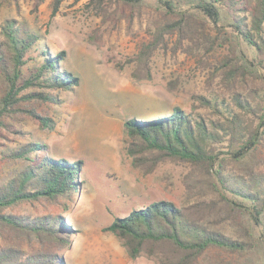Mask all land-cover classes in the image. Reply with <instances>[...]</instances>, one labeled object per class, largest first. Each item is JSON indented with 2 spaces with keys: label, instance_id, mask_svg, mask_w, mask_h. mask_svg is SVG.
Instances as JSON below:
<instances>
[{
  "label": "trees",
  "instance_id": "obj_1",
  "mask_svg": "<svg viewBox=\"0 0 264 264\" xmlns=\"http://www.w3.org/2000/svg\"><path fill=\"white\" fill-rule=\"evenodd\" d=\"M62 1L55 0L53 16ZM93 3L103 14L109 13L111 4L126 7L131 21L145 13L157 14L149 23L151 39L141 43L128 62L137 82L152 79L153 57L160 50H169L174 37V47L170 48L175 53L188 48L199 53L207 50L206 43L198 46L200 41L192 26L196 13L225 34L230 29L233 44L229 54H233L232 62L237 67L252 74L259 72L258 66L264 68V0ZM41 41L38 32L16 19L0 23V75L4 82L0 131L10 130L4 119L14 116L28 117L41 130L53 131L56 121L50 115L52 105L60 103L61 93L80 85L79 78L61 66L66 52L52 55L41 47ZM248 58L258 62L257 67ZM195 99L198 105L191 106L190 112L174 107L161 116L127 121L124 154L132 169L144 176L168 163L182 166L183 185L198 201L187 207L173 201H153L117 217L105 230L119 239L133 259L145 256L158 264H222L211 261V255L217 254L230 256L227 264H261L257 248L264 251V169L258 161L264 149V90L238 92L230 99L218 94ZM203 108L216 118L199 111ZM47 152L45 144L31 141L6 154L19 170L0 184V228L44 249L28 253L14 247L1 248L0 264H66L63 253L74 232L64 216L81 190L83 162L56 159ZM231 162L240 168L230 167ZM34 202L63 210L43 215L9 212L20 204ZM241 222L256 234L254 246L225 231Z\"/></svg>",
  "mask_w": 264,
  "mask_h": 264
},
{
  "label": "rangeland",
  "instance_id": "obj_2",
  "mask_svg": "<svg viewBox=\"0 0 264 264\" xmlns=\"http://www.w3.org/2000/svg\"><path fill=\"white\" fill-rule=\"evenodd\" d=\"M39 1L0 0V23L16 19L38 32L42 36L41 47L52 55L66 52L61 66L78 77L80 85L61 93L60 103L52 105L50 115L56 121L53 131L41 130L28 117L4 119L10 130L0 131V184L19 170L6 154L27 142L45 144L47 155L53 158L83 162L81 190L64 216L74 232L70 246L63 253L65 263L158 264L145 256L131 258L106 227L117 217L153 201H173L187 207L196 203L198 197L186 191L182 182L185 170L178 164H165L148 176L132 169L124 154L126 122L161 116L174 107L190 112L191 106L197 104L196 96L218 94L230 99L238 92L262 91L264 68L258 66L259 72L252 74L237 67L232 62L233 54H229V46L233 44L230 29H226L228 34H225L223 29L196 13L192 26L200 41L198 46L206 43L207 50L199 53L186 47L188 49L175 53L170 48L174 47V37L169 50H160L153 57L152 79L137 82L131 76L133 66L128 62L141 43L151 39L149 23L157 17L155 11L131 21L126 7L111 4L109 13L103 14L93 0H63L53 16L55 0ZM151 8L156 9L153 2ZM241 48L246 49L245 45ZM248 59L257 67L258 62ZM3 88L0 75V98ZM199 111L216 118L209 110ZM261 149L258 162L263 170L264 149ZM230 167L240 168L232 162ZM61 210L45 202H34L20 204L9 212L43 215ZM246 227V222H241L240 226L226 227L225 231L254 246L256 234ZM7 247L28 253L44 249L36 242L29 243L10 230L0 228V249ZM257 250L259 263L264 264V251ZM223 257L212 254L211 261L227 264L231 259Z\"/></svg>",
  "mask_w": 264,
  "mask_h": 264
}]
</instances>
